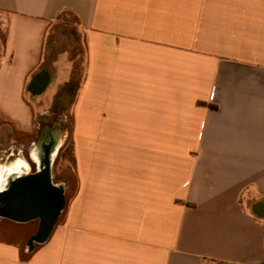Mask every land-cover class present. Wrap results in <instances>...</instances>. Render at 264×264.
<instances>
[{
  "label": "crops",
  "instance_id": "crops-1",
  "mask_svg": "<svg viewBox=\"0 0 264 264\" xmlns=\"http://www.w3.org/2000/svg\"><path fill=\"white\" fill-rule=\"evenodd\" d=\"M0 33V138L67 108L76 176L31 248L0 216V264H264V0H0Z\"/></svg>",
  "mask_w": 264,
  "mask_h": 264
},
{
  "label": "rangeland",
  "instance_id": "rangeland-1",
  "mask_svg": "<svg viewBox=\"0 0 264 264\" xmlns=\"http://www.w3.org/2000/svg\"><path fill=\"white\" fill-rule=\"evenodd\" d=\"M1 36L2 34L0 33V38ZM47 48L50 50L51 58L57 56L55 66H53L56 70L51 67L53 74L63 75V65L67 67L65 70L67 72H69V67L72 66L70 85L73 87L77 86L83 74L84 58L81 39L77 34H75L73 22L56 23V25H54L51 29ZM68 62L72 64L69 65ZM49 90L50 89H48V91H46L44 96L40 99H50ZM25 99L28 102L34 101V99L27 93L25 94ZM65 111H67V108L64 110L59 109V111L57 108H51L48 113L50 115L51 112H55V115L51 116L53 122L55 123L54 128H59L61 130V147L51 167V179L54 184L62 183L64 186L66 185L68 187V190H70L76 184V176L74 160L72 157L71 131L69 129L70 115ZM35 120L39 121V118L36 116ZM27 141L28 138H21L20 140L14 141L10 135L8 137L4 136L0 138V162L14 160L16 157L27 158L28 152L31 154V150L34 148V142L29 144ZM8 146L11 147L12 150L15 149L13 150V158H10L9 160L5 159L6 156L4 155V150ZM18 153H21V155Z\"/></svg>",
  "mask_w": 264,
  "mask_h": 264
},
{
  "label": "water",
  "instance_id": "water-1",
  "mask_svg": "<svg viewBox=\"0 0 264 264\" xmlns=\"http://www.w3.org/2000/svg\"><path fill=\"white\" fill-rule=\"evenodd\" d=\"M44 81L45 78L31 88L41 91ZM63 202V189L54 184L47 173L39 172L15 178L0 191V216L17 221L38 218L45 236L55 223ZM254 212L264 216V202L256 203Z\"/></svg>",
  "mask_w": 264,
  "mask_h": 264
},
{
  "label": "flooded vegetation",
  "instance_id": "flooded-vegetation-1",
  "mask_svg": "<svg viewBox=\"0 0 264 264\" xmlns=\"http://www.w3.org/2000/svg\"><path fill=\"white\" fill-rule=\"evenodd\" d=\"M45 74L41 73L38 78L36 79L35 84H37L39 81L44 80ZM69 90V89H68ZM70 91H64L61 95H59L58 98L65 100L67 99L66 94ZM50 111V110H49ZM49 111L44 112L40 115H36L39 118V121L34 120L33 123V130L30 132V134H25L23 136H20L19 138H15L14 136V141L20 140L21 138H28V143L31 144L34 142V148L27 154V158L25 157H16L14 160L6 161L8 164L14 166L13 162L15 163V166L19 168L20 171L23 172L19 177L23 176H28V175H33L39 172H45L47 175L52 176V164L54 160L56 159L58 155V151L60 149V145L58 149L56 150V153L51 161L52 158V153L54 151V148L57 146V142L60 141V136L59 133H61V130L59 128H54V122L53 119L51 118L52 115H55V112H51L49 115ZM46 116V117H44ZM43 117V118H42ZM50 125V126H49ZM52 130L55 131V136L54 132L48 133L46 131ZM46 133V135H44ZM58 133V136H57ZM44 135V136H43ZM30 140V141H29ZM23 147V146H22ZM15 150V149H13ZM13 150L11 147H7L4 152H5V159H10L13 158ZM21 155V153H18ZM51 163L49 164V162ZM3 163V162H0ZM49 164V166H48ZM11 166V167H12ZM7 176V174H6ZM5 176V179H6ZM18 178V177H17ZM14 180V179H13ZM5 181V180H4ZM32 238L34 239H40L44 237V234L40 230V224L35 231L31 235ZM30 237V238H31Z\"/></svg>",
  "mask_w": 264,
  "mask_h": 264
},
{
  "label": "bare ground",
  "instance_id": "bare-ground-1",
  "mask_svg": "<svg viewBox=\"0 0 264 264\" xmlns=\"http://www.w3.org/2000/svg\"><path fill=\"white\" fill-rule=\"evenodd\" d=\"M59 108V107H58ZM63 109V108H62ZM57 119V118H56ZM59 121V120H58ZM57 123V122H56ZM50 126V125H49ZM55 126V125H54ZM46 132L48 133H51L54 132V136H55V131H52V130H47ZM46 135V133L44 134ZM43 135V136H44ZM57 136H58V133H57ZM59 136H60V133H59ZM61 144V140L59 142H57V146L54 148V151L52 153V158H51V161L53 159V156L55 155L56 153V150L58 149L59 145ZM51 161L49 162V164L51 163ZM14 166L8 164L6 161H4L3 163H0V191H3L4 188L6 189L7 186L9 185V183L19 177L21 174H23L22 171L19 170V168L17 166H15V163L13 162ZM48 164V166H49ZM12 166V167H11ZM7 174V176H6ZM5 176H6V179H5ZM51 178V176H50ZM5 180V181H4ZM59 185V187H61L63 189V186L61 183H57Z\"/></svg>",
  "mask_w": 264,
  "mask_h": 264
},
{
  "label": "trees",
  "instance_id": "trees-1",
  "mask_svg": "<svg viewBox=\"0 0 264 264\" xmlns=\"http://www.w3.org/2000/svg\"><path fill=\"white\" fill-rule=\"evenodd\" d=\"M45 236H46V235H45ZM34 240H39V239H34V238H32V237L28 239V246H29V248L32 247V245H33V241H34Z\"/></svg>",
  "mask_w": 264,
  "mask_h": 264
}]
</instances>
